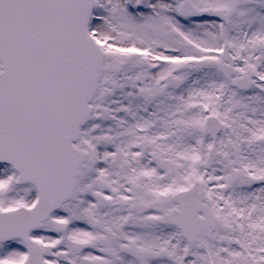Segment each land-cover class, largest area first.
<instances>
[{
  "label": "snow or ice",
  "instance_id": "6c2138e0",
  "mask_svg": "<svg viewBox=\"0 0 264 264\" xmlns=\"http://www.w3.org/2000/svg\"><path fill=\"white\" fill-rule=\"evenodd\" d=\"M0 264H264V0H0Z\"/></svg>",
  "mask_w": 264,
  "mask_h": 264
}]
</instances>
